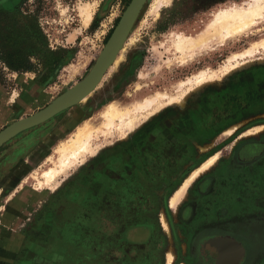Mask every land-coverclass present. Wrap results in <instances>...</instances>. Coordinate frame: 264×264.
<instances>
[{"label":"rangeland","instance_id":"1","mask_svg":"<svg viewBox=\"0 0 264 264\" xmlns=\"http://www.w3.org/2000/svg\"><path fill=\"white\" fill-rule=\"evenodd\" d=\"M131 1L0 0V32L9 21V26L16 24L21 28H27L32 24L30 21H33L40 31V44L43 46L39 55L30 58L32 70L27 72H14L0 60V70L5 78L4 83L0 82V87L10 95L15 94V100L9 97V106L0 112V132L44 109L81 83L94 68ZM245 1L250 0H171L170 5L157 15L152 13L154 0H148L125 43L118 65L114 64L99 87L84 102L57 115L59 122L62 116L68 118L66 122L52 124L53 128L61 126L59 136L65 140L52 139L50 143H46L51 130L38 135L39 125L21 132L0 148V219L7 207L25 208L21 217L25 219L23 227L29 241L46 240V235L40 228L50 217L47 214L48 207L55 209L51 217H56V226L60 229L66 224L82 221V214L95 212L97 206L100 207V212L103 206L109 212L120 201L131 202V197L126 195L118 202L116 195H113L114 199L107 196L108 191L116 190L115 181L120 179L119 189L124 187L123 189L135 192L131 202V216L125 217L121 229L149 221L152 225L158 217L153 231L154 236L158 234L163 237V242L155 244L152 241L143 247L125 244L126 251L122 247V252L110 237L118 230L115 227L117 215L109 212L104 215L105 219L103 214L93 218V222L88 219L100 235L91 232L84 223L78 225L77 230H81L79 234L84 232L85 236L78 235L74 227H68V245L63 253L67 255V264H71L70 258L80 254L81 248L88 256L92 254L97 249V239L107 243L99 248V252L105 251V254L101 251L100 255H107V264H128L129 259L131 264H139L136 262L140 259L146 264H168L167 255L171 248L175 255L173 264H188L189 232L182 230L177 222L181 206L192 195V189H189L196 180L222 167L242 140L264 135V99L259 101L250 95L264 82V48H259L252 59L243 61L240 67L230 73L219 71L234 54L264 41V21L250 35L212 44L207 49L184 58L173 45L178 36L197 37L204 32L208 22L222 7L243 4ZM17 9L19 12H16ZM87 14L92 15L88 24ZM6 34L7 31H4L2 35ZM2 46L3 42L0 40V52ZM205 70L214 71V78L189 89L179 102L164 101L159 112L153 110L152 115L150 113L132 131H127L126 137L118 130L110 136L97 132L92 144L94 152H88L85 158L60 174L55 183L56 188L41 189L38 182V179H42L41 173L53 166L49 158L58 156L57 149L60 145L73 136L84 122H104L101 115L111 104L125 111L136 109L139 103L152 99L158 93L177 98L179 94L183 95L179 90L180 84ZM33 83L39 88L31 87ZM37 89L39 94H36ZM248 92L249 97L246 96ZM21 93H25L24 105L14 108L18 101L16 96L21 97ZM157 126L161 127V131H156ZM251 126L255 127L242 134V131ZM232 127L237 129L227 134ZM144 130L151 131L153 138L157 136V132H163L169 135L165 141L172 137V144L176 141L182 143L180 162L177 160L179 156L171 154L166 156L168 159L165 157L162 160L164 166H157L155 158L150 165L147 158L150 153L148 155L145 148L139 150V146H134L136 141L143 139L141 137ZM255 130L257 131L254 132ZM211 159H214L213 165L188 186L182 199L174 206L173 201L186 179ZM127 176L126 183L122 182ZM133 178L136 181L134 190L131 181ZM255 184L261 186L259 180L253 185ZM100 187H105L106 197L102 196ZM76 191L79 193L76 194ZM145 192L151 197L150 200L145 197ZM59 218L60 222L57 221ZM113 222L115 223L112 224ZM31 250V246L26 247L23 256H29ZM80 257L85 261V254H80ZM75 261L77 262L76 259Z\"/></svg>","mask_w":264,"mask_h":264},{"label":"flooded vegetation","instance_id":"2","mask_svg":"<svg viewBox=\"0 0 264 264\" xmlns=\"http://www.w3.org/2000/svg\"><path fill=\"white\" fill-rule=\"evenodd\" d=\"M250 95L255 96L259 101L263 100L264 82ZM250 95L249 92L246 93L247 97ZM255 126L245 129L242 134ZM157 129L161 131V127L158 128L157 126L156 131ZM160 133L157 132V136L153 138L151 131L144 130L142 135L147 134V140L143 141L141 145L136 141L134 146H139V150L145 148L148 155L149 153L152 155L147 156L150 165L155 158L157 159V164L155 163L157 166H164L163 161L167 155L170 156L171 154V156H179L177 160L180 162V148L183 144L179 141L172 144L173 138L171 136L169 141H165L169 135ZM170 145H172L171 148ZM145 163L147 166V160ZM129 175L131 176V174ZM128 177L125 180L123 178L122 182L126 183ZM258 180L261 183L260 187L256 184L253 185ZM131 181H133L132 190H134L136 188L134 182L136 181L134 178ZM262 181H264V135L255 139L242 140L233 149L231 156L227 158V162L222 167L216 168L212 174L204 176L199 181L197 190L193 191V195L181 206L178 213L179 221L177 223L180 224L182 230L189 232L190 255L186 259L188 264L263 263L264 182ZM120 183V179L115 181L116 190H113L114 193L108 191V198L116 197L118 202L126 195L131 197L132 202L135 192L123 189L124 187L119 189ZM100 188L102 196L105 195L106 197L105 187ZM97 196L102 197L100 194ZM145 197L148 200L151 198L146 192ZM131 202L120 201L112 211L114 215H117L115 227L118 231L114 236L118 244L147 246L152 241L155 244L163 242L162 236L158 234L154 236L153 229L157 226L158 217L152 225L149 221L121 229L125 217L128 215L130 218L131 216ZM151 203L152 201H150ZM172 225L175 228V233H177L174 221H172Z\"/></svg>","mask_w":264,"mask_h":264},{"label":"bare ground","instance_id":"3","mask_svg":"<svg viewBox=\"0 0 264 264\" xmlns=\"http://www.w3.org/2000/svg\"><path fill=\"white\" fill-rule=\"evenodd\" d=\"M170 1L171 0H154L152 13L154 12L159 15L163 8L170 5ZM91 18L92 15L87 14V24L90 22ZM262 21H264V0H250L243 4L236 3L232 6H225L214 14L212 19L208 22L204 32L197 37L178 36L173 46H175V50L184 58L205 48L207 49V47L212 44L221 43L233 37L250 35L254 32V29H257L256 26ZM261 47L264 48V41L254 43L250 49L234 54L226 61L219 71L230 73L233 69L240 67L243 61L252 59ZM123 51L124 49H122L120 55L116 59L115 65L119 63L122 58ZM215 74L216 73L211 70H205L197 75L195 74L196 76H194V78L180 84L179 90L183 95L179 94L177 98L158 93L152 99L148 98L145 99L144 102L139 103L136 109L125 111L114 104L109 105L101 115L104 122H84L73 136L69 137L60 145L57 149L58 156L54 155L49 158V162L52 163L53 166L41 173L42 179H38L39 186L41 189L47 187L56 188L57 184L55 183L60 174L67 172L73 165H76L81 159L85 158L88 152H94L92 144L93 138L97 132H102L104 135L110 136L113 135L115 130H118L120 134L125 136L126 132L130 131L138 122L146 118L150 113L152 115L153 110L154 112H159L164 101L179 102V99H182L185 92H188L191 88L194 89L196 85L201 84L207 79L214 78ZM85 100L86 99H84V101ZM180 104L183 103L180 102ZM236 129L237 127L230 128L227 134L233 133ZM256 131L257 130L254 132ZM213 162L214 159H211L204 163L186 179L173 201L174 206L182 199L188 186L199 178L204 171L210 168ZM163 223L165 224L164 216ZM167 262L168 264H173L175 262V255L172 248L168 251Z\"/></svg>","mask_w":264,"mask_h":264},{"label":"crops","instance_id":"4","mask_svg":"<svg viewBox=\"0 0 264 264\" xmlns=\"http://www.w3.org/2000/svg\"><path fill=\"white\" fill-rule=\"evenodd\" d=\"M34 86L37 87V85L35 83L31 84V87H34ZM37 88H39V87H37ZM36 92H37L36 94H39L38 89L36 90ZM21 94H22L21 97H19L18 95L16 96V97H18V101H17L16 106L14 108H21L24 105V101L26 100L25 93H21ZM14 95H10L9 92L4 90V88L0 87V112H2L4 109H6L7 106H9V105H7V101L9 99V97L13 100ZM14 100H15V98H14ZM8 110H9V107H8ZM67 111L68 110H66L62 113H66ZM57 117L58 116H56V117L48 120L47 122L41 124V126H39L40 128L38 127V129H40L36 133L38 135H40L41 133H43L47 130H51L49 140L46 143H50V141L52 139H55L58 141L65 140V139H63V137L59 136V133L61 132L60 129H62L61 126L56 125V127H54L56 131H54V128L52 127V124L54 122L55 123L59 122L58 121L59 119H57ZM60 119L61 120L59 123H61V121L66 122L68 120V118L66 119V116H64V117L62 116V118H60ZM146 140H147V134H144L143 139L138 141V143L140 144ZM187 176L185 178H187ZM185 178H183L182 182H184ZM202 178H204V177H202ZM202 178H199L198 180H196L194 182V184L192 185V187L189 189V191L192 189V195L194 193L193 191L197 190L196 189L197 185ZM189 191H188V193H189ZM17 193H19V192H17ZM78 193H79V191H76V194H78ZM188 193H187V195H188ZM72 195H73V193H72ZM40 199H43V198L40 197ZM111 199H114V198L111 197ZM188 199H189V197H188ZM73 203H75V202H73ZM76 203H79V202H76ZM85 203H87V200L85 201ZM85 203L83 202L82 205H84ZM111 203H113V202H111ZM19 204H20V201L18 202V205ZM75 205H77V204H75ZM98 207L99 206H97L94 210L95 212H93L91 214L90 213H88L87 215L85 213L82 214L83 215L82 221L76 222L77 224H66L65 227L60 228V229H58V227L56 226V217H51V215L54 213L55 209L48 207L47 208V210H48L47 214H49L50 217L48 219V222L46 224H44L42 228H40V231H42L46 235L47 239L43 240V241H36V242L35 241L30 242L28 239V236H26V233L24 231L23 223H24L25 219L23 217H21V215H24L25 208L7 207L6 209L3 210L4 211L3 212V214H4L3 218L0 219V264H42L43 262L44 263L47 262L49 264H58L59 262H60L59 264H67V261H66L67 255L65 256L63 253H64V249L68 245L67 244L68 227L69 226L74 227L75 232L78 233V235L85 236L84 232H82L83 234L82 233L79 234V232L81 230H77V226L78 225L80 226L82 223H84L86 228L91 229V232H94L95 234L97 233L98 235H100V233L97 232V230L92 227V223L89 222L88 219L89 218L92 219V222H93V220H94L93 218L96 219L101 214H103V219H105L104 218L105 214L107 215V214H109V212L111 214H113V212L112 211L108 212V210H106L104 206L102 207V211L100 212V207L99 208ZM44 209L46 210V206L44 207ZM57 221L60 222L61 219L59 218V220L57 219ZM114 223L115 222H113L112 224H114ZM110 237H112L111 239H113V243H115V245L119 246V250H121L123 252L122 247H124V249H125L124 251H126L127 246L125 244H123V243L118 244L115 236H110ZM97 243H98L97 249L95 250V251H97L96 253H95V251L94 252L92 251V254H90L88 256L86 254L85 250H83V248H81L80 254H85V261H83L81 259L80 254H79L75 258L72 257L74 259L70 258L71 264H85V263L86 264H107L109 261V259L108 260L106 259L107 255L105 256L102 254L103 256H101L100 255V252L102 251L101 249H100L101 251L99 252L100 246L104 247L105 245H107V243L104 242V240L99 241V239H97ZM29 246L32 247V250L29 252V256H27L25 258L23 256V253L25 251V248L29 247ZM139 246L143 247L145 245H139ZM69 247L72 248L73 246H69ZM115 251L117 252L116 249H115ZM102 253L105 254V251H102ZM108 256H110V255H108ZM120 258H121L120 260H122V256H120ZM75 259L77 260V262L75 261ZM123 260L127 261L125 258ZM140 262L142 264H146L143 259L138 260V262H136V263L140 264ZM133 263H135V262H133ZM113 264H117V262H115ZM128 264H131L130 259H129Z\"/></svg>","mask_w":264,"mask_h":264},{"label":"water","instance_id":"5","mask_svg":"<svg viewBox=\"0 0 264 264\" xmlns=\"http://www.w3.org/2000/svg\"><path fill=\"white\" fill-rule=\"evenodd\" d=\"M147 1L132 0L90 74L81 83L44 109L2 130L0 132V148L21 132L39 126L87 99L99 87L109 70L114 66Z\"/></svg>","mask_w":264,"mask_h":264},{"label":"trees","instance_id":"6","mask_svg":"<svg viewBox=\"0 0 264 264\" xmlns=\"http://www.w3.org/2000/svg\"><path fill=\"white\" fill-rule=\"evenodd\" d=\"M17 11L19 12V9ZM10 22L0 32V40L3 42L0 60L14 72L30 71L32 70L30 58L39 55L43 47L40 44L42 42L40 31L34 26L33 21H30L32 24L27 28H21L16 24L9 26ZM4 31H7L6 35H2ZM3 75V71L0 70L1 83L5 81Z\"/></svg>","mask_w":264,"mask_h":264}]
</instances>
